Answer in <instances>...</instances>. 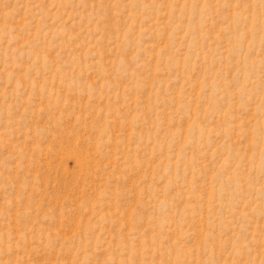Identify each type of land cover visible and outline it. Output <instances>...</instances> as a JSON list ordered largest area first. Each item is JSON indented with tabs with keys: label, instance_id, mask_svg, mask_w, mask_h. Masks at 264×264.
Listing matches in <instances>:
<instances>
[{
	"label": "rangeland",
	"instance_id": "rangeland-1",
	"mask_svg": "<svg viewBox=\"0 0 264 264\" xmlns=\"http://www.w3.org/2000/svg\"><path fill=\"white\" fill-rule=\"evenodd\" d=\"M0 264H264V0H0Z\"/></svg>",
	"mask_w": 264,
	"mask_h": 264
}]
</instances>
